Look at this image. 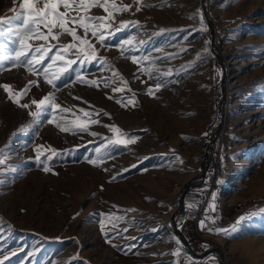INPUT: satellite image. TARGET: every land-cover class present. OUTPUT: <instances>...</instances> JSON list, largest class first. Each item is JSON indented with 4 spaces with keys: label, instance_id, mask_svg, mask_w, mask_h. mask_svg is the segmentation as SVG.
<instances>
[{
    "label": "rangeland",
    "instance_id": "374dc122",
    "mask_svg": "<svg viewBox=\"0 0 264 264\" xmlns=\"http://www.w3.org/2000/svg\"><path fill=\"white\" fill-rule=\"evenodd\" d=\"M200 1L109 0L117 9L129 8L113 11L107 47L91 32L87 35L111 65L79 69L96 85L82 84L70 72L52 88L42 71L51 62L47 59L36 72L19 62L11 67L10 58L15 61L20 45L6 27L0 33V63L5 65L0 70L4 264H264V0H203L218 54L209 46ZM20 3L0 0V18L16 15ZM60 11H65L63 6ZM79 15L107 17V12L92 6ZM121 21L139 23L116 32ZM41 30L47 34L43 26ZM76 31L84 37L83 28ZM125 40L132 43L122 44ZM58 42L78 43L67 34L59 41H28L34 47ZM217 65L220 73L225 68L226 80L222 128L208 162L216 175L199 182L204 142L219 118L216 101L221 92L213 78ZM59 67L63 64L57 61L49 79ZM31 80L37 84L23 95ZM157 82L163 85L158 90ZM149 87L152 95L147 94ZM49 93L60 108L34 118L31 100ZM13 97L29 107H20ZM94 119L99 122L92 123ZM81 123L88 131L77 130ZM107 126L135 137L134 142L111 143L127 137ZM65 127L73 130L62 131ZM40 145L41 160L51 149L61 153L46 161L48 172L35 159ZM98 156L103 160L88 163ZM188 179L194 185L184 194L185 211L173 221L190 248L170 221ZM192 209L196 212L190 214ZM242 215L247 219L230 236L200 226L203 219L209 227L227 229Z\"/></svg>",
    "mask_w": 264,
    "mask_h": 264
},
{
    "label": "snow or ice",
    "instance_id": "6c2138e0",
    "mask_svg": "<svg viewBox=\"0 0 264 264\" xmlns=\"http://www.w3.org/2000/svg\"><path fill=\"white\" fill-rule=\"evenodd\" d=\"M63 6L64 12L60 11V7ZM92 6L103 8L107 12V17H94V16H81L79 13L82 9H88ZM111 8L112 10H109ZM129 6L125 5L122 8L117 9L116 4L113 2L109 4V0H104L103 3L100 0H43V5L40 6V0H22L20 3V11L16 13V15L3 19L0 18V33H2L7 28V32L10 35H13L17 38L20 50L15 51V61H12L10 58L9 65L14 67L16 62L24 64L29 71L36 72L39 69V66L47 59L51 61L47 64L46 67L42 69L44 78L47 84L51 85L52 88H58V82L63 79V77L68 76L70 72H75V79L80 83L96 85L98 82L96 80H85L81 75L79 69H82L84 65H93L94 63H99L100 68H104L105 66L111 67L108 64L107 59L104 56L98 55V51L95 46L87 39V35L91 32L92 37L96 38L99 44L102 47H107L108 42L105 38L106 30L112 27L111 21L114 20L113 11H128ZM140 9L137 8V11ZM200 10H198L199 12ZM76 13V15H71L66 13ZM196 14H193L190 18H195ZM69 23L75 25V27H69ZM138 24L139 22L132 21H121L119 26L115 29L116 32H119L122 29L128 28L131 24ZM41 26L47 29V34H45L41 30ZM80 27L84 30V37L78 36L76 28ZM58 29V31L53 34V29ZM163 31V30H162ZM67 34L72 37L73 41L78 43L69 42L67 44H50L47 47L44 45H40L38 47H34L32 44L28 43L31 39L48 41L49 37L52 40L59 41L60 36ZM108 36H111V32H107ZM122 44H131V40H125L121 42ZM143 43V42H141ZM4 47L3 43L0 42V48ZM53 49H56L54 55H50ZM184 51H187L185 49ZM36 53H39L37 56ZM31 54V58H29ZM124 55V51H121V56ZM59 61L63 64V67H59L55 69V72L52 75V78H48V73L50 69H53L55 63ZM133 63L137 62V57L132 56ZM35 65V67H34ZM73 65H79V68H73ZM5 67L3 63H0V70ZM151 77V72H149ZM123 80V77H120ZM36 80H31L28 82V85L22 90L23 95H28L29 86L36 85ZM66 86V85H64ZM162 82H157L155 88L158 90L162 87ZM5 90H7L10 86L5 84L2 86ZM147 94H153V88L149 87L147 89ZM14 102L20 104L19 100L13 97ZM31 104L36 106V111L31 112L34 118L39 119L42 114L49 112V110L54 111L57 108H60V105L54 102V94L49 93L43 96L41 99H32ZM20 107L28 108V104H20ZM61 111H67V109H61ZM52 123L51 120L48 121ZM92 123H98V120H92ZM60 127V125H57ZM110 127L111 131L114 133H118L120 137H127V139H116L114 141H110L111 143L120 145L132 143L135 140V137H130L129 134L124 133L121 129L116 126H107ZM62 131H72L70 128H62ZM78 131H88V126L86 123L78 124ZM92 135H98L97 133H92ZM207 135V133H205ZM43 146H37V154L36 161L43 165V170L45 172L50 171L51 169L48 167L46 161H52L53 157L60 155L57 150L51 149V155H45L44 160H41V156L44 153L39 151ZM96 152L99 153L100 149H96ZM147 159V158H145ZM103 157L98 156L97 158L88 159V163L96 165L98 161H102ZM5 160L2 155V151H0V165H3ZM131 167L135 168L136 165H132ZM107 170V169H105ZM127 171V169H125ZM115 179V177H113ZM103 186H101V189ZM117 219H122V217H118ZM247 219L246 216L242 215L237 218V220L229 226L227 229L220 228H212L209 227L205 221L202 219L200 221V226L202 230H206L209 232H214L215 234H223L225 236H230L240 230L243 222ZM214 223V221H213ZM2 227V225H0ZM101 229L103 231V224H101ZM126 231V229H125ZM106 239H108L106 234ZM115 246V245H114ZM118 247V246H117ZM176 254V253H170ZM5 259H8L5 257ZM0 264H4L3 260H0ZM68 264H73L72 260H69Z\"/></svg>",
    "mask_w": 264,
    "mask_h": 264
},
{
    "label": "water",
    "instance_id": "95a60500",
    "mask_svg": "<svg viewBox=\"0 0 264 264\" xmlns=\"http://www.w3.org/2000/svg\"><path fill=\"white\" fill-rule=\"evenodd\" d=\"M200 2L202 4L201 7H202V12H203L204 18H205L206 23L208 25L209 46L212 49L214 54H218V51L214 47L215 46V44H214V30H213L212 22L207 17L206 10H205V7L203 5V0H201ZM225 78H226L225 68L222 66V68H221V76H220V79H219V82H218V85L220 87V92H221L220 97L218 98V101H217V113H218L219 118H218V122H217V124L215 126V129L213 130L211 136L209 137V139H208V141H207V143H206V145L204 147L203 154L201 156L200 173L196 177V178L199 179V182L204 177L205 170H206L207 164L209 162V156H210V152H211V147H212V145H213V143L215 141L216 136L221 132L222 123H223V107H224V101H225V87H224L225 80H226ZM192 185H194V183L191 182V179H188L186 181L185 185L183 186V188L181 189V191L179 192L178 203H177L176 208L170 214V221H171L172 229L174 230L175 234H177L181 239H182L181 235L175 229V224H174V221H173V217H174L175 213L179 212L182 209L184 194L187 191V189L190 186H192ZM182 241H183L184 245L187 248H190L188 243L184 239H182ZM214 249H215V251H217L218 254H220V252H219V250L217 248H214ZM202 253L203 252H200L199 254H202Z\"/></svg>",
    "mask_w": 264,
    "mask_h": 264
},
{
    "label": "trees",
    "instance_id": "16d2710c",
    "mask_svg": "<svg viewBox=\"0 0 264 264\" xmlns=\"http://www.w3.org/2000/svg\"><path fill=\"white\" fill-rule=\"evenodd\" d=\"M220 75H221V73H220V66L217 65V66H216V69H215V72H214V75H213L214 82L218 83V80H219V78H220ZM216 102H217V101H216ZM216 114H217V113H216ZM215 126H216V125H212V126H210V130H209V133H208V137L211 136L213 130L215 129ZM218 135H219V134H218ZM218 135H217V136H218ZM217 136H216V139H215V145L213 146V151L216 149V145L218 144V140H217L218 138H217ZM207 140H208V139H207ZM207 140H205L204 145L207 143ZM215 175H216V173L213 174V175H211V174L208 173V171L206 170V171H205L204 178H203V181L206 180V182H208L209 179H210L211 177H212L213 180H214ZM197 181H198V179H197ZM191 188H192V187H189V188L187 189L186 192H188ZM184 199H185V196L183 197V200H184ZM198 208H199V207H198ZM184 211H185V208L183 207V208L181 209L180 212H178V213H176V214L174 215L175 223H176V219L178 218V216H179L181 213H183ZM194 212H196V210H193V209H192V210H190L189 213H190V214H193ZM189 213H188V214H189ZM200 214H201V211H200L199 215H200ZM176 229H177L178 232L184 237L183 232L180 231V230L178 229V227H176ZM185 240L187 241L188 244H190L188 238H185Z\"/></svg>",
    "mask_w": 264,
    "mask_h": 264
},
{
    "label": "built area",
    "instance_id": "2783aa9c",
    "mask_svg": "<svg viewBox=\"0 0 264 264\" xmlns=\"http://www.w3.org/2000/svg\"><path fill=\"white\" fill-rule=\"evenodd\" d=\"M206 170L208 171V173H210L211 175L216 173V167L210 164H207ZM211 184L213 183L212 181L210 182ZM197 213H200V211H198Z\"/></svg>",
    "mask_w": 264,
    "mask_h": 264
}]
</instances>
